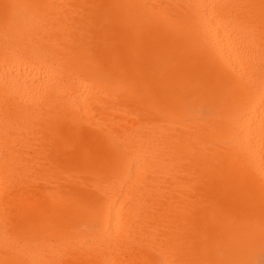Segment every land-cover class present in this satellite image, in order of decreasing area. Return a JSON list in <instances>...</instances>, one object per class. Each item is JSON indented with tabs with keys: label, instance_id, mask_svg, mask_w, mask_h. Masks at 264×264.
<instances>
[{
	"label": "bare ground",
	"instance_id": "1",
	"mask_svg": "<svg viewBox=\"0 0 264 264\" xmlns=\"http://www.w3.org/2000/svg\"><path fill=\"white\" fill-rule=\"evenodd\" d=\"M0 264H264V0H0Z\"/></svg>",
	"mask_w": 264,
	"mask_h": 264
}]
</instances>
